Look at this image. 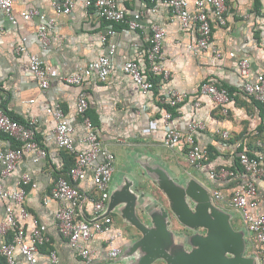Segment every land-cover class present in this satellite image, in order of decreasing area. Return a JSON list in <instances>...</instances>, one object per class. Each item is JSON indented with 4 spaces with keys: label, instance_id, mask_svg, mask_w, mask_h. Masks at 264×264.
<instances>
[{
    "label": "crops",
    "instance_id": "crops-1",
    "mask_svg": "<svg viewBox=\"0 0 264 264\" xmlns=\"http://www.w3.org/2000/svg\"><path fill=\"white\" fill-rule=\"evenodd\" d=\"M58 1L12 0L15 25L10 24L0 10L1 103L7 115L18 122L35 121V141L47 152L45 160L38 164L32 163V155H25L17 171L4 181V186L14 187L15 181L23 173L30 174L32 184L36 186L35 189L26 188V206L46 226L49 239L40 250L38 264H53L49 258L51 252L55 253L57 264H82L55 228L54 212L59 207L58 203L44 205L42 202L43 195L48 194L55 181L64 177L70 169L68 155L56 147L55 121L46 114V110L59 105L67 123L74 129V140L85 135L82 118L75 110L80 89L61 79L79 72L106 53V48L100 46L99 35L112 25L94 17L92 10L84 7L85 0H75L74 9L69 15L57 14L52 9V3ZM115 1L127 18L137 20L144 29L133 32L125 31L122 25L113 26L117 32L112 39L117 46L114 63L120 66L125 61L135 60L146 69V62L137 57V51L146 47L152 25L164 29L161 50L164 63L170 71V79L159 91L165 92L164 89L171 87L188 93V98L179 106L181 114L174 115L175 126L183 129L190 121L205 122L206 130L198 133L196 139L200 145L211 150L210 163L203 170L193 169L187 165L183 152L168 150L162 145L164 133L161 114L164 106L155 99L146 102L130 79L117 69L105 83L98 82L93 76L83 81L82 88L89 104L86 116L114 159L111 149L119 147L126 150L124 156L121 154L126 180L110 184L112 191L122 189L124 184L128 186V191L136 196L135 215L145 227H149L146 211H151L157 203L160 204L168 215L165 246L172 253H189L192 247L188 238L196 234L204 235V232L201 229H187L171 216L167 200L155 183V177H145V185L138 187L137 176L130 169V161L125 158V153L135 150L141 156V151H145L149 157V163L146 164L150 167L155 164L160 166L169 181L176 184L186 185L189 181H197L203 187L208 184L209 190L218 189L227 195L236 185L246 181V176L234 163L237 161L238 151L242 149L248 155H253L255 133L261 134L264 130V112L244 94V80L238 74L237 65L240 60L245 59L249 63L251 77L264 74V0H229L226 25L212 27L211 41L221 51L220 59H214L210 54L193 57L188 47L195 40V32L183 30L177 22L171 23L168 11L162 5L152 11L153 6L161 0ZM31 10H36L38 15L28 18ZM50 19L54 21V25L48 34V44L43 46L37 38V30ZM23 40L25 52L18 54L15 48ZM28 54L37 55L49 69L48 89H41L30 72ZM202 83H213L218 88L230 91L232 102L228 106L226 117L219 113L218 107L207 97L200 95L198 88ZM192 100L199 101L200 107L189 109ZM217 130H227L230 133L223 151H218L213 146L218 140L215 134ZM238 142L241 144L240 149L235 148V143ZM0 143L16 147L11 139L1 135ZM210 164L231 169L236 173L235 179L209 182L206 173ZM90 175L89 172L87 180L80 184L81 189H91ZM256 187L264 201V181H256ZM188 203L193 212V203ZM4 206L0 200V221L4 215ZM212 207L228 215L233 231L242 234L243 257L251 259L252 264H257L252 254V241L238 215L225 202L213 201ZM262 207L264 208V204ZM113 220L115 227L122 231V239L119 241L121 255L116 260H108L103 242L97 238L90 243L95 261L98 264H134L137 252L132 251V247L141 235L122 217L113 215ZM179 246H182V250L177 248ZM16 258V264H23L21 257ZM0 264H5L1 258ZM154 264L164 263L156 261Z\"/></svg>",
    "mask_w": 264,
    "mask_h": 264
},
{
    "label": "built area",
    "instance_id": "built-area-1",
    "mask_svg": "<svg viewBox=\"0 0 264 264\" xmlns=\"http://www.w3.org/2000/svg\"><path fill=\"white\" fill-rule=\"evenodd\" d=\"M228 3L229 0H161L153 6L152 11L162 5L167 9L171 23L177 22L183 30L195 32V40L188 47L193 57L210 54L214 59H220L221 51L211 41L212 27L226 25ZM74 6L75 0H59L52 3L54 12L61 15H69ZM84 7L91 9L94 17L112 27L99 35L100 46L106 48V53L79 72L61 79L64 83L80 89L75 110L82 118L85 135L79 140H74V129L67 123L59 105L46 110V114L55 121L56 147L71 157L72 166L64 177L55 181L50 192L43 195L42 202L44 205L50 202L58 203L59 207L54 212L55 228L82 264H98L90 243L97 238L101 239L106 258L116 260L122 252L119 245L122 231L115 227L112 212L105 215L115 159L103 145L86 116L89 104L82 88L85 79L93 76L98 82L105 83L114 70H119L136 86L146 102L155 99L164 106L161 125L164 133L162 145L166 149L183 152L187 165L197 170H203L205 165L210 163L211 152L196 139L198 133L206 130L205 122L190 121L183 129H179L175 126L173 113L165 108L168 107L180 115L179 106L188 98V93L171 87L164 89L165 92L159 91L170 79V71L164 63L161 50L164 29L152 25L146 47L137 51V57L143 58L147 64V73L144 66L135 60L125 61L117 66L114 63L117 46L112 41L117 32L113 26L122 25L125 31L134 32L143 31V25L137 20L127 18L115 0H85ZM0 10L9 23L15 25L12 0H0ZM36 15L38 12L31 10L27 16L31 18ZM53 25L54 21L50 19L47 24L38 27L37 38L43 46L49 42L48 34ZM24 40L16 46V53L25 52ZM27 58L29 70L40 88L48 89L49 69L37 55L28 54ZM237 70L240 78L244 80V94L264 108V74L251 77L249 63L245 59L239 61ZM156 77L159 78L158 82L153 81ZM198 92L215 104L222 116H227L232 100L225 89L218 88L213 83H202ZM1 97L0 91V135L8 137L17 146L10 147L0 143V200L5 204L4 215L0 221V258L5 264H16L17 256L21 257L23 264H38L40 250L49 239L46 226L32 215L26 206V188L35 189L36 186L32 184L28 173L21 174L14 187H5L4 181L17 171L25 155H32V163L38 164L45 160L47 152L35 141V121L20 123L7 115ZM199 107V101L192 100L188 108ZM215 134L218 140L213 144L214 149L223 151L230 139V133L227 130H217ZM255 135L253 155H248L243 149L237 154V162L246 176V181L236 185L227 195L218 189L208 191L212 201L227 203L238 215L252 241V254L257 264H264V201L256 187V181H264V130L261 134L256 132ZM235 148L240 149L241 144L235 143ZM89 172L91 189L83 190L80 184L87 180ZM235 177L236 173L231 169L208 165L206 179L209 182ZM49 258L53 264H57L54 252L50 253Z\"/></svg>",
    "mask_w": 264,
    "mask_h": 264
},
{
    "label": "water",
    "instance_id": "water-1",
    "mask_svg": "<svg viewBox=\"0 0 264 264\" xmlns=\"http://www.w3.org/2000/svg\"><path fill=\"white\" fill-rule=\"evenodd\" d=\"M154 173H159V170ZM155 183L167 200L171 216L187 229H201L204 235L196 234L188 238L192 247L189 253L170 252L164 244L168 226L165 209L157 203L151 211L147 210L149 227H145L135 215L136 196L124 185L122 189L110 193L105 215L112 212L117 197L121 217L141 235L132 247V251L137 252L134 264H154L156 261L164 264H252L251 259L243 257L242 234L233 231L228 215L212 207L213 201L206 187L197 181L176 184L169 181L164 171L159 177L155 176ZM188 202L193 203V212ZM177 248L182 250V246Z\"/></svg>",
    "mask_w": 264,
    "mask_h": 264
},
{
    "label": "rangeland",
    "instance_id": "rangeland-1",
    "mask_svg": "<svg viewBox=\"0 0 264 264\" xmlns=\"http://www.w3.org/2000/svg\"><path fill=\"white\" fill-rule=\"evenodd\" d=\"M111 151L113 152L114 156H115V166H114V172H113V177H112V182L110 184L113 185V183L115 182H120L121 180H123V182L126 180L125 177V167H124V162L122 160V156H124V152L126 151L125 149L116 147L115 149H111ZM141 156L135 153V150H129L128 154L127 152L125 153V158H128L130 161V169L134 172L137 176V186H143L145 185L144 183V179L147 176L150 177H159L160 172L162 171L160 166H156V164L153 167L148 166L146 163H149L148 161V156H146V152L145 151H141ZM122 154V156H121ZM147 161H145V160ZM145 162H144V161ZM136 165V166H135ZM155 170H159V173H154ZM112 185H110V189L109 192L113 193V188ZM125 185V184H124ZM123 185V186H124ZM208 185V184H207ZM207 189H209V186H207ZM112 214L115 217H121L122 215V210L119 208L118 205V198L115 197L114 200V209L112 210Z\"/></svg>",
    "mask_w": 264,
    "mask_h": 264
},
{
    "label": "trees",
    "instance_id": "trees-1",
    "mask_svg": "<svg viewBox=\"0 0 264 264\" xmlns=\"http://www.w3.org/2000/svg\"><path fill=\"white\" fill-rule=\"evenodd\" d=\"M146 65H147V64H146ZM147 72H148V71H147V69H146V72H145V73H147ZM153 81H154V82H158V78L156 77L155 79H153ZM228 93H229V95H231L230 91H228ZM249 99L252 100V103H253L256 107H258L260 110H262V111L264 112V108H263L259 103L253 101V99L250 98V97H249ZM165 108H166L168 111H171V112L173 113V115H176L175 112H174V110H171V109L168 108V107H165ZM16 146H17V144H16ZM209 152H211L210 149H209ZM67 158H68V160H69V167H71V166H72V159H71V157H69V156H67ZM234 166H235L236 168H238L239 170H241L240 167H239V165H238V162H237V161L234 163Z\"/></svg>",
    "mask_w": 264,
    "mask_h": 264
}]
</instances>
